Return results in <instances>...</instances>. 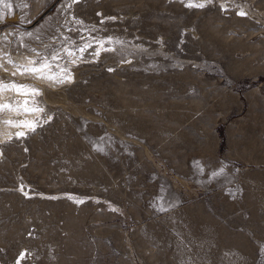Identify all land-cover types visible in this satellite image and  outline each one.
Segmentation results:
<instances>
[{
	"label": "rangeland",
	"instance_id": "374dc122",
	"mask_svg": "<svg viewBox=\"0 0 264 264\" xmlns=\"http://www.w3.org/2000/svg\"><path fill=\"white\" fill-rule=\"evenodd\" d=\"M78 1L36 47L74 77L2 141L0 264H264V0Z\"/></svg>",
	"mask_w": 264,
	"mask_h": 264
},
{
	"label": "bare ground",
	"instance_id": "6f19581e",
	"mask_svg": "<svg viewBox=\"0 0 264 264\" xmlns=\"http://www.w3.org/2000/svg\"><path fill=\"white\" fill-rule=\"evenodd\" d=\"M200 1L207 3L209 1L214 2L215 0H200ZM79 2L80 1H78L76 3H72V0H59L57 3L58 5L56 7L57 13L54 15L51 14V15L46 16L38 25H34V26H33V24H34L35 20L38 18V16L36 18L28 17L27 10L23 9L22 20H20L17 23V24H19L18 27H5L4 29L0 30V64H2L4 66V68H0V104L10 105V108H6V109L0 111V154L2 153L3 147H4V144L2 141H4L5 139L9 138L12 135H16L17 132L23 131V132L27 133L29 131V129L23 125H21L20 127H16L14 125L5 124L4 121H6V120H12L14 122H18L21 120L34 121L33 118L36 115H39L40 112L25 111L24 109L26 107L29 109L38 108V106H35V103L38 101L44 100L46 98V94H47L46 92H44L45 90L42 91L39 89V91H40L39 95H31L30 93L26 95L25 91H19L18 92L11 87L4 88L3 85H11V84L15 83L17 85L27 84V85L31 86V85H36L35 82L38 80V81L47 82L50 85L56 87L60 83H62V82H57V81L63 79V82H64V81L70 79V77H74V75H75V73H74L75 70H68V71L64 72L63 78H59V75L56 74V71L54 70L55 66L53 67L54 62H53L52 58H49L47 56L48 62L52 65V67L50 70L45 69V73L55 75L56 80H48L47 78L38 79L35 74H28V73L20 74V72L17 70V68L13 64L7 63V58L10 57L15 65H22V66H29L30 61H36L37 60V54L40 52V50L37 49L36 47H40V46L43 47L47 41H51V42L54 41L55 42V40L58 39L57 38L58 34H59L58 32L63 31L61 34H63L65 32V27L63 28L61 25H59V17L63 13L67 14L69 22H71L73 24H76L77 20L80 21V18L76 14V7H78ZM188 2H189V0L187 1V3ZM191 2L197 3V4L199 3V1H196V0L195 1L192 0ZM68 3H72L71 8L67 7ZM222 5L225 6V4H223V3H222ZM243 11L247 14H249V13L253 14L252 12H249L248 10L243 9ZM111 42H114L113 36H108V40L107 39L103 40L100 43H101V45H103L104 49H108V47H110ZM86 44L90 45V43H88V42H86L85 45ZM32 50H35V51H32ZM91 50H96V49H94V47H92V46H89L84 51L85 52L87 51V54H88V52ZM105 52H107V51H105ZM5 54H7V56ZM59 61H61V60H59ZM57 62H58V60H57ZM39 64H40V62H36L35 64H33L31 66L39 67ZM59 64L61 65L62 63L59 62ZM4 69H7V71H5ZM9 72L17 73L15 76L17 78L23 79L25 81H23L22 83H19V82H16L14 80H4V78L7 77L5 75ZM8 97L15 98V101H13V102L16 104L12 106L10 104V101H12V100H9ZM25 100L28 101V103L26 105L24 103ZM13 102H11V103L13 104ZM49 105H51V104H49ZM69 197H70V195H69Z\"/></svg>",
	"mask_w": 264,
	"mask_h": 264
},
{
	"label": "snow or ice",
	"instance_id": "6c2138e0",
	"mask_svg": "<svg viewBox=\"0 0 264 264\" xmlns=\"http://www.w3.org/2000/svg\"><path fill=\"white\" fill-rule=\"evenodd\" d=\"M78 2V0H72V3H76ZM0 3H3V0H0ZM72 3H68L67 4V7L68 8H71L72 6ZM5 7H9L8 4H4ZM27 3L24 4V7H27ZM187 7H190V8H193V7H198V8H203L205 5L203 3H192L191 0H189V2L187 3L186 5ZM239 15L241 16H246V13L243 11V10H240L238 12ZM76 23H82V21H76ZM90 45L86 44L85 45V48L86 47H89ZM32 51H35V50H32ZM67 52V55L69 56H72L73 53L69 50H65ZM78 51L80 52H83L84 51V48H80L78 49ZM7 56V54H5ZM39 55V54H38ZM58 58V54L57 56H53L52 57V60H55ZM74 62V61H73ZM7 63L8 64H13L17 70L20 72V74H25V73H28V74H35L37 76L38 79H43V78H47L48 80H56V76L55 75H52V74H46L45 73V69H51L52 65L48 62V59L45 57L41 60L40 64H39V67H33L31 65L35 64L36 61H30L29 62V66H22V65H15L14 62L11 60L10 57L7 58ZM0 68H4V66L2 64H0ZM5 71H7V69H4ZM66 71V70H65ZM17 73L13 72L11 73L12 76H15ZM57 82H63V79L57 81ZM4 88H8V87H11L13 89H15L16 91H25V94H31V95H39L40 94V91H39V86L38 85H17L15 83L11 84V85H3ZM25 105L28 103L27 100L24 101ZM6 108H10V105H7V104H0V111L6 109ZM25 111H33V112H42L43 109L42 108H32V109H29V108H25L24 109ZM5 124H9V125H14L16 127H20L21 125L27 127L30 131H35L36 130V121H27V120H21V121H18V122H14L12 120H6L4 121ZM26 133L23 132V131H20V132H17L16 133V136L17 138H20V137H23L25 136ZM224 172V169L221 168L219 172H214L213 175L214 176H218V175H221L223 174ZM25 195H27V193H25ZM78 203H82V201H78ZM24 258V254L21 255V259ZM19 264V262H18Z\"/></svg>",
	"mask_w": 264,
	"mask_h": 264
},
{
	"label": "water",
	"instance_id": "95a60500",
	"mask_svg": "<svg viewBox=\"0 0 264 264\" xmlns=\"http://www.w3.org/2000/svg\"><path fill=\"white\" fill-rule=\"evenodd\" d=\"M59 0H54L39 16L38 18L35 20L34 24L37 23L40 19H42L46 14H48L53 8L54 6L58 3ZM10 25L13 26H19V24H17L16 22H12L10 23Z\"/></svg>",
	"mask_w": 264,
	"mask_h": 264
}]
</instances>
